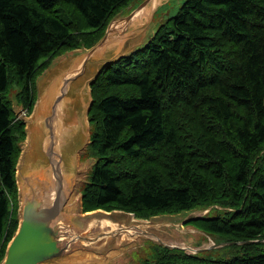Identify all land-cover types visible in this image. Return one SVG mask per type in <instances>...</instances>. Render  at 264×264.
I'll return each mask as SVG.
<instances>
[{
	"label": "trees",
	"instance_id": "16d2710c",
	"mask_svg": "<svg viewBox=\"0 0 264 264\" xmlns=\"http://www.w3.org/2000/svg\"><path fill=\"white\" fill-rule=\"evenodd\" d=\"M131 0H0V261L17 227L15 165L36 78L93 46ZM82 210L137 218L218 205L191 220L222 240L220 259L155 247L141 264H264V0H183L145 45L91 85ZM94 127V128H93ZM11 228L7 231L9 219Z\"/></svg>",
	"mask_w": 264,
	"mask_h": 264
},
{
	"label": "water",
	"instance_id": "95a60500",
	"mask_svg": "<svg viewBox=\"0 0 264 264\" xmlns=\"http://www.w3.org/2000/svg\"><path fill=\"white\" fill-rule=\"evenodd\" d=\"M151 1L142 0L126 16L119 11L93 46L55 57L36 78V99L30 113L11 90L12 109L24 122L25 137L19 142L15 165L17 227L0 264H133L132 254L143 256L146 242H151V256L155 247H163L205 257L207 249L254 241L228 242L189 224L214 216L208 214L210 209L222 211L218 205L147 219L120 209L82 210L83 186L96 163L87 152L91 85L105 66L150 41L165 21L147 34L151 14L168 0L155 4L144 22L129 26ZM42 99H47L46 108L38 114ZM191 228L194 232H188ZM193 239H198L196 248L191 245Z\"/></svg>",
	"mask_w": 264,
	"mask_h": 264
},
{
	"label": "rangeland",
	"instance_id": "374dc122",
	"mask_svg": "<svg viewBox=\"0 0 264 264\" xmlns=\"http://www.w3.org/2000/svg\"><path fill=\"white\" fill-rule=\"evenodd\" d=\"M142 0H131L129 2V5L123 9L120 10L121 14L123 16H126L131 10H133ZM181 5V0H168V1H164L163 3H161L157 8L156 10L151 14V19L150 21L148 22V27H147V34H151L152 30L162 22L164 21L167 17H169L170 15H173L177 12L178 8L180 7ZM131 28H133L134 26H131V24L129 25ZM154 32V31H153ZM84 158V157H83ZM218 208V207H217ZM220 209V208H219ZM210 213H214L216 214L217 213V209L214 208V209H210L209 210ZM221 211V209H220ZM204 211L202 212H197L195 214H192V215H199V214H203ZM181 213V212H180ZM179 214V213H178ZM11 224H12V219L10 218L9 221H8V225H7V231H9V229L11 228ZM190 224V222H189ZM187 224H185L186 226ZM196 230H198L196 228ZM188 232H194V229L191 228L190 231ZM203 236H201L200 238H202ZM205 238V237H203ZM195 240H198V239H193L191 245H193L195 248H196V245L197 243H195L194 241ZM200 241V240H199ZM228 242H231L229 240H227ZM201 242V241H200ZM151 242H146L145 244V247L143 248L144 249V255L141 256L138 252H134L132 254L133 258H134V262L133 264H138L142 259H145V258H151V253H148V245L150 244ZM228 247L231 246V245H227ZM225 248H227L225 246ZM225 249L222 248V247H216V248H212V249H207L204 251V256L206 258H209V259H220L223 257L224 253H225ZM127 264V263H126Z\"/></svg>",
	"mask_w": 264,
	"mask_h": 264
},
{
	"label": "bare ground",
	"instance_id": "6f19581e",
	"mask_svg": "<svg viewBox=\"0 0 264 264\" xmlns=\"http://www.w3.org/2000/svg\"><path fill=\"white\" fill-rule=\"evenodd\" d=\"M163 0H152L148 5H146L141 11H139L132 19L131 26H136L137 24H140L144 22L147 18V15L151 11V8L155 4L161 3ZM47 104V99H42L39 104L38 114L43 113ZM94 128V127H93ZM33 132V130H32Z\"/></svg>",
	"mask_w": 264,
	"mask_h": 264
}]
</instances>
